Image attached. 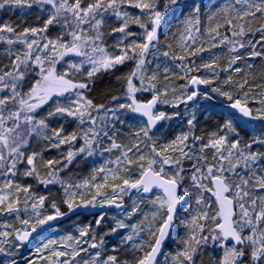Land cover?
<instances>
[{"label": "snow or ice", "instance_id": "6c2138e0", "mask_svg": "<svg viewBox=\"0 0 264 264\" xmlns=\"http://www.w3.org/2000/svg\"><path fill=\"white\" fill-rule=\"evenodd\" d=\"M0 264H264V0H0Z\"/></svg>", "mask_w": 264, "mask_h": 264}, {"label": "trees", "instance_id": "16d2710c", "mask_svg": "<svg viewBox=\"0 0 264 264\" xmlns=\"http://www.w3.org/2000/svg\"><path fill=\"white\" fill-rule=\"evenodd\" d=\"M89 219L91 218V217H88Z\"/></svg>", "mask_w": 264, "mask_h": 264}, {"label": "rangeland", "instance_id": "374dc122", "mask_svg": "<svg viewBox=\"0 0 264 264\" xmlns=\"http://www.w3.org/2000/svg\"><path fill=\"white\" fill-rule=\"evenodd\" d=\"M91 219V218H90Z\"/></svg>", "mask_w": 264, "mask_h": 264}]
</instances>
